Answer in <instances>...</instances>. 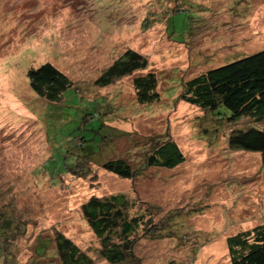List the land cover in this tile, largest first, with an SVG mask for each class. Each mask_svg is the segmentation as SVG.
Listing matches in <instances>:
<instances>
[{
	"label": "rangeland",
	"instance_id": "1",
	"mask_svg": "<svg viewBox=\"0 0 264 264\" xmlns=\"http://www.w3.org/2000/svg\"><path fill=\"white\" fill-rule=\"evenodd\" d=\"M263 49L264 0H0V211L7 205L10 230L19 224L22 231L7 246L0 233V264H60L53 242L36 250L55 230L92 264H107L80 206L114 194L137 200L134 214L151 211L152 222L166 228L162 239L138 241L142 264H228L226 239L264 223V162L231 150L227 137L264 130V120L213 127L211 112L178 99L179 86ZM126 50L144 55L147 69L96 86ZM45 63L72 82L59 104L44 103L29 87L27 71ZM148 72L160 98L141 105L132 80ZM101 101L102 122H83L85 109ZM168 138L184 162L141 169ZM78 140L83 147L76 149ZM66 149L94 153L88 174L51 177L42 168L50 159L47 168L61 164ZM113 159L138 176L122 180L101 169Z\"/></svg>",
	"mask_w": 264,
	"mask_h": 264
},
{
	"label": "trees",
	"instance_id": "2",
	"mask_svg": "<svg viewBox=\"0 0 264 264\" xmlns=\"http://www.w3.org/2000/svg\"><path fill=\"white\" fill-rule=\"evenodd\" d=\"M206 10L203 9L208 13ZM147 67L148 60L144 55L126 50L101 73L94 84L106 88L123 78L145 71ZM26 77L31 91L44 103L59 104L64 92L73 87L68 77L49 63L29 69ZM157 84L158 80L153 72L135 76L132 85L137 103L149 105L157 102L160 98ZM179 89V100L213 114V127H218L223 122L232 125L243 120L260 123L264 120V49L205 71L189 80H180ZM102 102H96L88 110L86 108L87 113L82 121L94 118L101 120L103 112L99 109L103 107ZM227 143L231 150L259 154L264 162V130L251 126L247 130L231 131ZM75 147L82 148L83 141L78 140ZM65 153L63 162L52 169L47 168L52 159L43 165L42 168L51 177L64 173L84 177L90 172L87 164L94 154L91 150L86 154L83 152L84 154L71 155L66 149ZM183 162L184 157L178 146L168 138L145 156L141 169L171 170ZM101 169L122 180H132L138 176V169L133 170L124 159L106 161L101 164ZM135 205L137 200L126 194H114L101 197L92 195L80 206L82 217L99 241L98 254L107 264H142L135 254L138 241L142 237L163 238L162 232L166 228L152 222L154 213L145 211L134 214ZM9 211L11 210H7V205L0 211V233H4L2 240H6L3 243L5 246L10 243L8 240L14 242L22 232L19 224L10 230L13 215ZM51 242L54 243L55 257L60 264L93 263L85 252L56 230L52 238L39 240L36 250L43 253ZM226 249L228 264H264V223L229 236L226 239ZM2 251L0 247V254Z\"/></svg>",
	"mask_w": 264,
	"mask_h": 264
}]
</instances>
